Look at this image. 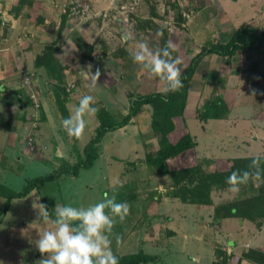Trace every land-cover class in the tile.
<instances>
[{"label": "rangeland", "instance_id": "obj_1", "mask_svg": "<svg viewBox=\"0 0 264 264\" xmlns=\"http://www.w3.org/2000/svg\"><path fill=\"white\" fill-rule=\"evenodd\" d=\"M241 26L264 29V0H0V68L7 56L24 51L33 57V64L41 62L42 67L37 68L45 74L40 84L36 80L26 83L27 77L35 79L29 71L15 79L32 106L15 129L25 141L28 157H38L42 163L25 168L21 164L23 170L13 175L14 162L4 160L1 153L0 183L19 191L28 180L47 176L61 164H73L83 156L85 145L95 134V113L86 115L85 131L78 139L61 128V120L82 95H92L97 110H105L119 121L138 95L164 91L165 82L133 63L132 53L139 41L153 51L170 43V56L180 59L177 67L181 72L201 48L226 42ZM89 66L93 73L100 72L94 86L86 75ZM195 73L187 94V113L206 104L215 107L224 103L221 113L224 117L228 114L226 119L206 123L190 116L185 119L196 144L195 156L204 163L264 157V50L239 51L228 59L211 55ZM41 88L55 107V120L48 124L36 99ZM151 112L149 105H139L127 126L106 133L96 146L98 157L93 166L80 170L78 177L66 175L58 185L50 182L24 200H12L4 211L0 194V248L5 240L24 246L19 256L22 260L5 252L0 253V264H22L34 256L40 260L35 241L39 233L53 227L50 221L55 205L87 207L105 194L129 206L125 219L117 220L112 229L115 255L141 251L154 257L148 264H196L189 260L200 247L194 240L186 245L182 242L187 235L199 237L196 233L207 231L210 222L204 217L197 231L185 230L179 207L165 206L158 213L161 202L178 199L173 196L170 179L144 163L146 153L155 154L159 138L149 126ZM39 129L55 134L61 153L37 145L32 132ZM253 184H240L237 191L214 189L211 195L217 196L216 201L252 196ZM39 203L49 210L48 223L39 220L34 208ZM215 245L216 251H221L228 238ZM220 257L216 254V260Z\"/></svg>", "mask_w": 264, "mask_h": 264}, {"label": "trees", "instance_id": "obj_2", "mask_svg": "<svg viewBox=\"0 0 264 264\" xmlns=\"http://www.w3.org/2000/svg\"><path fill=\"white\" fill-rule=\"evenodd\" d=\"M52 49H48L50 55L53 54ZM263 50L264 29L259 30L241 26L233 32L226 42H212L201 48L200 52L181 70L182 87L178 90L166 91L165 86L162 92L138 95L136 100L130 102L128 114L119 121L105 110L98 109L95 112L98 122L95 134L85 145L83 156L73 164H61L47 176L28 180L19 191L1 186L0 194L4 199L3 211L8 209L12 200L23 199L33 190L42 188L47 183L56 181L63 175L76 178L80 170L91 168L98 157L96 146L105 134L125 127L136 115L139 105H149L152 111L149 126L153 133L159 135V138L155 154L146 153L144 156L145 165L153 169L156 174L170 179L171 188L175 191L173 196L181 203L197 207L211 206V191L214 189L222 191L229 188L230 186L225 181L233 171L238 173L248 171L250 173L248 181L254 183V195L235 197L230 201L215 205L212 217L214 221L224 219L245 220L254 224L256 228H260L264 221V157L223 159L212 163H204L205 161H201L195 156L196 144L187 129L185 119L190 116L206 123L208 120L222 119L225 115L220 110L224 107V103H219L215 107L206 104L202 109L187 113L186 101L189 83L202 60L211 55L228 59L239 51L262 52ZM40 63L35 62L34 66L42 67ZM254 158H260L258 165L260 176L258 178L253 175L257 170L256 166L252 165ZM210 164L213 165L210 166ZM48 206L52 207L50 204ZM22 250H24L23 246L6 241L0 248V253H13L16 257L12 256L11 258L16 260L21 255ZM216 254L221 257L215 264H237L242 259L250 261L251 264H264V250L261 249H244L240 256L227 255L220 250H217ZM116 256L119 264H148L154 262V257L141 251L127 255L116 254ZM34 257L24 259L22 264H39L38 257ZM231 260L233 263H231Z\"/></svg>", "mask_w": 264, "mask_h": 264}, {"label": "clouds", "instance_id": "obj_3", "mask_svg": "<svg viewBox=\"0 0 264 264\" xmlns=\"http://www.w3.org/2000/svg\"><path fill=\"white\" fill-rule=\"evenodd\" d=\"M170 48L171 44L167 43L166 47L153 51L146 42L139 41L132 53V61L165 82L166 91H176L182 87L180 68L177 67L180 59L170 56ZM86 75L90 79V86H94L100 72L97 70L93 73L89 66ZM94 105L92 95H82L69 115L61 120V128L69 137L79 138L84 133L86 115L97 111ZM259 161L260 158L252 160V165L257 168L253 175L257 178L260 176ZM249 177L248 171H233L225 182L231 191H237L238 186L246 183ZM34 208L39 220L48 223L50 215L47 206L39 203ZM128 211L126 202H117L115 196L108 197L107 194L104 199L87 207L55 205L50 221L53 227L39 233L35 241L36 249L41 253L39 264H119L110 236L114 224L117 220L122 222ZM116 240L119 242V237Z\"/></svg>", "mask_w": 264, "mask_h": 264}, {"label": "crops", "instance_id": "obj_4", "mask_svg": "<svg viewBox=\"0 0 264 264\" xmlns=\"http://www.w3.org/2000/svg\"><path fill=\"white\" fill-rule=\"evenodd\" d=\"M7 57L8 58L6 59V62L2 63V69L0 68L2 70V74L6 73L5 76L0 74V154L2 153V158H4L5 156L4 160L14 162L13 166H11L15 172L11 173L15 175L16 172L18 173L19 171L23 170L20 169L21 164H23L25 168L28 167L27 164L35 165L36 163H42L40 162V159L38 157H28V155L26 154V148H24L25 141L23 140V137H21V135L19 134V130L15 129V127L19 128V124L24 121V115L27 110L32 108V106L28 105L24 99V90L23 88H21V83L16 82L15 79L20 76L21 72L29 71L31 72L30 75L35 76V79L29 77V80H36L38 81L37 83L40 84L42 83L45 74H43L44 72L41 71L40 68L34 67L33 57L24 51L21 52L20 55L13 54ZM207 58L202 60L200 63L205 61ZM10 64L12 66H10ZM194 75H196V73ZM194 75L192 79H194ZM191 81L189 83V86L191 85ZM36 99L37 103L40 105L42 113H44L43 115L45 117L46 124L49 123V120L54 121L55 107L53 106L54 104L47 92L41 88L40 92L37 93ZM227 117L228 114L224 118L226 119ZM57 127H59V124H57ZM39 131L40 129L38 131L32 132L34 135L37 136V145L45 146L47 148L46 150L56 148L59 153H61V150L58 147L59 142L57 141L58 143H56L55 140V134H53L48 129H44L42 132ZM77 139H73V143H77ZM196 158L198 159L197 155ZM60 159L63 160L62 154L60 155ZM65 176L66 175H63L56 181H53L51 183H55L58 185V183L62 181ZM0 184L5 188L10 189L5 185L4 182H1ZM28 196L25 198H28ZM220 197L222 196L220 195ZM234 198L235 197L216 201L215 199H217V196L211 195L212 205H203L199 207L195 205L183 204L179 200L177 201L176 199L173 201L167 199L166 201L164 200L165 203L163 202V205L162 202L160 203L162 207L159 205L158 213L161 214L165 206H171L175 209L176 207H179L177 212L180 215V221L184 224V229L187 230L188 228H191L193 229V231H197V229L199 228V222H201V220L203 221L202 218L206 217L210 223L206 227L207 231H204L203 234L200 235V232L196 233L197 235H199V237L195 236V238L194 236L190 235H187V237H185V235L182 234H180V236L185 237L182 242L183 244L186 245L188 244V242L194 240L198 247H200L198 251H194V256H192V259L189 261H196V264H215L217 262L215 253L218 246H216L215 243H222L224 239L227 238L228 245L226 247H220L221 251L225 252L227 255L240 256L244 249L264 250V221L262 222L260 228H256L254 224L240 219H224L220 221L213 220V206L221 202L230 201ZM184 232L186 233V231ZM4 239L5 238L2 239V242L4 241ZM5 242L6 240L4 241V243ZM202 249H204L205 252ZM19 259L22 260V257H20ZM237 264H251V262L242 259Z\"/></svg>", "mask_w": 264, "mask_h": 264}, {"label": "built area", "instance_id": "obj_5", "mask_svg": "<svg viewBox=\"0 0 264 264\" xmlns=\"http://www.w3.org/2000/svg\"><path fill=\"white\" fill-rule=\"evenodd\" d=\"M26 83H29V78L27 77Z\"/></svg>", "mask_w": 264, "mask_h": 264}]
</instances>
